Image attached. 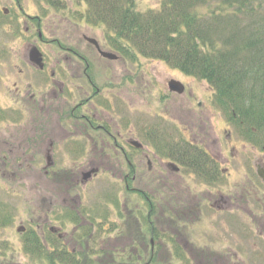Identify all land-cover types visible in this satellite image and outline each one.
I'll use <instances>...</instances> for the list:
<instances>
[{
  "label": "flooded vegetation",
  "instance_id": "1",
  "mask_svg": "<svg viewBox=\"0 0 264 264\" xmlns=\"http://www.w3.org/2000/svg\"><path fill=\"white\" fill-rule=\"evenodd\" d=\"M13 2L18 6V0ZM3 11L7 13L9 9ZM26 18V34H30L26 52L20 57L14 55L16 60L13 59L25 65L18 76L8 77L13 64L0 55V85L10 90L13 82L16 91L15 97L11 94L8 98L10 104L5 101L7 106L0 105V175H19V182H24L29 173L38 172L46 194L43 200L48 206L47 221L52 220L50 214L58 206L59 222L66 226L71 223L72 234L84 224L99 230L98 215L85 218L88 213L79 187L87 188L99 177H109L116 182L113 191L121 196L118 201L125 220L133 225L134 217L141 227L147 223L152 227L142 230L148 243L143 241L140 245L134 235L128 241L130 250L143 251L140 258L151 256L156 250L155 228L165 240L169 232L173 250L181 257L194 253L195 264L258 261L260 255L248 258L243 255L247 251L258 254L259 238L264 240V203L258 194V184L245 176L244 185L233 183L234 193L222 191L220 183L224 175L231 177L240 168L234 153L237 149L233 144L223 149L206 106L202 114L195 113V102L199 108L205 103L194 84L184 82L177 74L161 77L153 66H145L147 72L142 73L128 68L127 63L134 62L107 45L103 34L101 41L92 34L80 33L76 37L68 34L65 36L68 42L64 39L63 46L61 36L51 38L45 34L51 19L45 21L38 15ZM77 37L83 40L78 42ZM90 37L98 40L99 47L87 42ZM52 45L57 49H51ZM34 47L40 53L39 63L30 57ZM102 51L114 52L117 58L101 56ZM99 69L103 72L96 77ZM173 80L184 83L183 93L171 90ZM208 89L210 86L204 93ZM224 132L229 133L231 143V133L226 129ZM190 153L198 159L190 160ZM79 157L83 158L81 162ZM256 166L257 178L264 184V166ZM90 172L91 176L86 177ZM191 175L198 177L200 186L218 188L193 186L186 181ZM237 186L243 189L237 192ZM206 200L208 209L220 213L225 209L236 210L247 215L248 223L238 226L242 240L237 250L219 246L209 251L188 238V228L201 220ZM250 201L261 204L262 214L251 207ZM116 223L113 221L112 225ZM62 225L57 223L50 229L58 235L63 233L66 240V226ZM242 226L247 228L243 231ZM160 237L158 240L163 241ZM165 253V248L160 250L159 258L164 259Z\"/></svg>",
  "mask_w": 264,
  "mask_h": 264
},
{
  "label": "trees",
  "instance_id": "2",
  "mask_svg": "<svg viewBox=\"0 0 264 264\" xmlns=\"http://www.w3.org/2000/svg\"><path fill=\"white\" fill-rule=\"evenodd\" d=\"M78 2L85 8L70 16L78 26L101 28L107 45L134 63L140 57L159 59L206 82L229 121L264 152V0H160L157 8L148 10L140 9L137 0ZM122 210L121 204L117 210L121 224L110 223L109 228L101 224L99 235L91 224H84L69 242L59 237L46 245L32 230L30 248L48 264L172 263V256L161 259L158 254L174 241L162 239L155 228L157 244L151 256L140 258L142 250H130V236L140 245L148 243L144 228L152 227L148 223L141 227L134 217L130 225ZM99 216L108 218L105 212Z\"/></svg>",
  "mask_w": 264,
  "mask_h": 264
},
{
  "label": "rangeland",
  "instance_id": "3",
  "mask_svg": "<svg viewBox=\"0 0 264 264\" xmlns=\"http://www.w3.org/2000/svg\"><path fill=\"white\" fill-rule=\"evenodd\" d=\"M78 1L79 0H18V6L21 7V9H19L17 3H14L13 0H0V55L8 58L7 60L10 61V64H13L9 68L8 77L15 78L20 73L19 69L25 67L21 60L14 62V60H16L14 55L15 57H20L26 52L25 43L30 39V34H26L27 15H38L43 17L45 21L51 19V26L49 27L48 32L45 33L47 36H51V38H54V35L61 36L63 42L64 39L68 42V38L66 39L65 37L68 36V34H72L76 37V34L87 33L88 35L92 34L99 41L102 40L103 31L101 28L78 26V23H75L71 18L74 14H78L79 9L85 8V5H79ZM137 2L140 9L148 10L157 8L160 0H137ZM4 8H8L9 11L5 13L3 11ZM69 19L72 21L69 22ZM79 39L81 38L77 37L78 42ZM82 40L83 38L81 41ZM55 45H52L51 49H55ZM64 45H66L65 42L63 46ZM84 45L87 46V43ZM138 60H140V62L138 61L133 64L127 63L128 68H135L142 73V71L147 72L145 66H153L155 71H157V74L161 77L162 74L164 75V78L166 75L175 76L177 74V76L184 82L189 81L194 84L195 88L198 89V93L201 95L200 99L204 100L205 103L202 108H199L195 102V113L198 115L202 114L201 112L205 111L204 107L206 106L209 115L212 116L211 121L214 124L213 129L215 130V133H217L216 137L218 142L222 144L223 149H225L228 144L229 148L233 144L237 149V152L234 153L238 157L240 168L234 171L231 177L224 175L223 181L220 183L222 191L224 190L225 193H228L227 191L230 190L231 193H234L235 189H231L233 183L238 182L242 184L243 178L249 176L252 179L253 184H258V194L260 200L264 203V184L257 178L256 173V165H261V168L264 166V152H262L260 145H256L253 140H250L244 135L242 128L229 121L226 112L214 102L211 89H208V93H204L209 87L207 83L198 79H192L188 76H181L180 73H177V70H172L166 63L159 59L140 57ZM7 66H9V64ZM15 66L18 68H15ZM101 69L96 72V77H99L98 72H101ZM26 76H28V72H26ZM11 83L13 84V82ZM11 83L10 85L8 84L9 87H11L10 90H8L9 88H5V85H0L1 106H7V102L5 101H8V98L14 93L13 90L15 87ZM156 88L158 89L160 86H157ZM8 102L10 104V101ZM225 129L231 133V143L228 139L229 133L224 132ZM240 153L241 155L239 158L238 155ZM82 160L83 158H78L79 162ZM34 161L36 163L38 162V156H35ZM29 174L30 176L25 178L24 182H19V175H12L9 173L0 175V264H48L45 257H38V255L30 248L31 244L32 246L34 245L32 241H34L35 237L29 233L30 231L35 230L40 239L47 245L49 240L51 241L58 236L57 234H53L50 230V226L57 225V223L62 225L63 223L59 222V214L57 213L58 206H56L50 214L52 220L47 221L46 212L48 206L46 207L43 200V197L46 194H44L39 174L38 172ZM186 181L200 189L205 187L210 190L218 188L216 186H206L205 184L200 186L198 177L194 175H191ZM115 184L116 182L109 177L101 176L96 179L95 182L93 181L89 184L87 188H83L82 185L79 187L81 189H79V191L82 195V203H84L86 213L92 214L89 217L88 214H86V219L98 215L99 224L97 225H100L101 223L106 226V228H109V223H112L113 221H117L118 224H121L117 211L120 205L117 206L114 201L116 198L117 200L120 199L121 196L119 195L118 197L116 192L113 191V189L116 190L117 188ZM248 186L249 184H247V188L250 189ZM55 188H58L57 185ZM242 189L243 188L237 186V192H240ZM216 194L218 196V193ZM133 200L138 201L135 198ZM205 203L206 210L202 215L203 219L199 217L201 220L196 221L193 225L189 226L188 231L190 234L188 235V238L193 244H199V246L204 247L206 246L209 251H212L219 246L237 250V248H239V243L242 240L241 237H239L240 229L238 226L245 225L246 222L248 223L247 215L240 211L238 213L236 210L235 212H227L226 209L223 213H220L221 211H217L216 209H208L209 202L207 200ZM249 203L255 211L262 214L260 203H257L256 201H250ZM101 212L110 215L108 216L107 221L99 216ZM188 222L190 224L192 223L190 219ZM183 224L184 221L181 222L182 227ZM62 226L65 227L66 225ZM18 228H20V230H18ZM246 228L247 226H242L243 231ZM65 230H67L68 238L71 239L74 230L72 224L68 222ZM96 233L99 235L98 230ZM104 237L107 238L109 235ZM167 240H170L169 232H167ZM259 240L261 246L259 249L261 251L258 254L256 251L253 253L247 251L243 255L247 258L260 255L261 258L258 261L249 259L248 264H264V240L260 238ZM213 244L217 245L213 246ZM69 245L74 246L71 242ZM49 246H51V244ZM173 248L174 245L170 243V247L166 248V253L164 255L172 256L173 259L171 261L173 262L171 263L164 260V264H195V260L192 259L194 253H188L185 254V257H181L180 255H175L177 254V251L173 250ZM245 250L246 248H244V251ZM219 263L221 262H213L212 264Z\"/></svg>",
  "mask_w": 264,
  "mask_h": 264
},
{
  "label": "water",
  "instance_id": "4",
  "mask_svg": "<svg viewBox=\"0 0 264 264\" xmlns=\"http://www.w3.org/2000/svg\"><path fill=\"white\" fill-rule=\"evenodd\" d=\"M87 40L90 43H93L95 46H98L99 47L98 42H97L96 39L90 37V38H87ZM100 53H101V56L103 55V56H105V57H107L108 59H111V60L117 58V55H115L114 53H109V52H105V51H102ZM30 57H31V59H33L34 61H36L38 63H39V61H41L39 50L36 49L35 47L34 48H31V50H30ZM170 84H171L170 85V88H171L172 91H174L176 93L177 92L182 93L184 91V85H183V83H180L177 80L176 81L173 80V81L170 82ZM92 173L93 172L87 173L86 174V177L91 176Z\"/></svg>",
  "mask_w": 264,
  "mask_h": 264
}]
</instances>
